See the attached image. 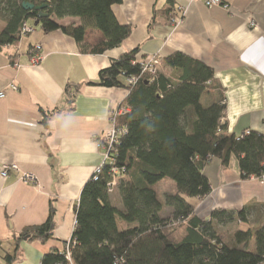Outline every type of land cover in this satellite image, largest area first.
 I'll list each match as a JSON object with an SVG mask.
<instances>
[{
    "label": "crops",
    "instance_id": "crops-1",
    "mask_svg": "<svg viewBox=\"0 0 264 264\" xmlns=\"http://www.w3.org/2000/svg\"><path fill=\"white\" fill-rule=\"evenodd\" d=\"M222 1L228 9L207 7L201 0L113 4L119 23L131 25L132 32L119 47L103 54L82 52L72 37L40 29L26 35L25 41L21 38L18 46L0 48V91L5 93L0 98V169L4 163H16L20 169L6 178L0 176V264H40L50 249L60 250L71 238L81 190L102 161L96 138L111 127L110 109L128 94L124 87L89 82L96 81L99 72L125 51L138 48L159 58L179 52L204 63L213 70L217 87L201 95V105L209 107L225 99L227 134L246 129L264 133V0ZM168 7L180 16L179 24L170 21L171 12L153 20L154 10ZM58 22L80 23L70 17ZM4 27L0 20V31ZM101 38L97 30L86 33L90 45ZM37 44L42 46L43 59L33 65L30 52ZM160 70L175 76L162 65ZM42 110L50 112L48 128L42 123ZM23 172L34 174L36 183L23 182ZM202 173L212 190L197 202L199 218H208L215 209H245V221L232 223L240 221L252 234L264 225V179H242L234 156L227 166L212 158ZM51 203L53 237L45 243L17 241L26 227L46 221ZM6 256L12 260L6 262Z\"/></svg>",
    "mask_w": 264,
    "mask_h": 264
},
{
    "label": "trees",
    "instance_id": "trees-1",
    "mask_svg": "<svg viewBox=\"0 0 264 264\" xmlns=\"http://www.w3.org/2000/svg\"><path fill=\"white\" fill-rule=\"evenodd\" d=\"M121 1L0 0V20L5 22L0 48L18 46L24 22L34 25L39 20L37 27L44 33L61 31L72 37L82 52L103 54L131 35L132 26L120 24L111 8ZM24 2L45 7L27 10ZM172 11L170 7L154 10L153 20L158 14L171 12L173 24V19L180 16ZM67 17L78 18L80 23L58 22ZM88 30L99 31L101 40L88 44ZM146 56L138 48L125 51L99 72L96 81L89 82L124 87L128 93L120 104L129 110L116 120L126 133L111 152L114 165L120 169L113 192L118 190L122 208L111 203L113 192H108L107 182L115 175L109 173L111 166L105 165L99 179L90 177L85 182L75 207L71 235L74 263L264 264V225L254 234L250 229L236 230L235 244L225 242L216 231L218 223L245 221V209H215L205 219L195 214L197 202L212 190L202 173L212 158L227 166L234 156L242 179H264V133L250 129L247 135L227 134L225 123L220 121L224 105H201V95L217 87L213 70L204 63L179 52L165 58L156 56L159 67L173 70L175 76H167L160 68L152 76L141 71L140 62ZM131 77L137 82L127 86L125 81ZM42 114V123L48 128L50 112L42 110ZM165 181L174 184V191L160 199L153 185ZM54 216L51 203L46 221L26 227L17 241L47 242L53 237ZM251 238L254 250L238 246L246 245ZM62 250L50 249L40 264L64 263ZM5 260L12 259L6 256Z\"/></svg>",
    "mask_w": 264,
    "mask_h": 264
},
{
    "label": "built area",
    "instance_id": "built-area-1",
    "mask_svg": "<svg viewBox=\"0 0 264 264\" xmlns=\"http://www.w3.org/2000/svg\"><path fill=\"white\" fill-rule=\"evenodd\" d=\"M205 6L207 7H213L216 5H221L225 9H228V5L224 3L222 0H201ZM181 19L174 18L173 19V24L177 25L179 24ZM34 31V25L29 24L28 21L24 22L21 30H20V36H26L31 34ZM146 59L142 60L140 62L141 66V71L142 72H148L152 76H156L158 71H159V60L156 58L155 55H150L146 56ZM43 59V51H42V46L37 44L33 47V49L30 52V62L33 65L39 64ZM137 82L136 77H131L127 78L125 81V84L127 86H132ZM11 88L16 89V87L11 86ZM5 93L3 91H0V98H4ZM220 105L225 104V99H222L219 101ZM129 109L127 107L121 106L119 103L116 107H112L109 111V121L111 123V127L104 131L100 137L96 138V144L98 149L101 151V156H102V161L99 165L94 167L91 178L94 180L99 179L103 167L105 165H110V171L112 175H115L114 178L110 181L107 182V189L109 193H112L114 188L117 187L118 185V177L120 173V169L118 166L114 165L113 163V157H112V150H113V145L114 143L117 142V140L126 133L125 127H121L116 125V120L117 118L122 115L123 113L127 112ZM220 121L224 124L225 123V118L222 117ZM250 133V129L244 130V132L241 134L242 135H247ZM17 171L19 172L20 169L16 163H4L1 166L0 169V176L3 178H6L10 172ZM122 173H124V168H122ZM20 179L23 182H29V183H36L37 178L34 174L32 173H25L23 172L20 176ZM64 249V263L62 264H75L74 260L72 258V243H71V238H69L62 246L61 250ZM63 251V250H62Z\"/></svg>",
    "mask_w": 264,
    "mask_h": 264
},
{
    "label": "rangeland",
    "instance_id": "rangeland-1",
    "mask_svg": "<svg viewBox=\"0 0 264 264\" xmlns=\"http://www.w3.org/2000/svg\"><path fill=\"white\" fill-rule=\"evenodd\" d=\"M29 24H33V23L31 21H29ZM38 29H39L38 27L34 26V32ZM22 38H23V41H25V39H27V36H24ZM168 183H170V182H168ZM153 188L157 191V193L159 192L158 197L160 199L162 198L161 195H163L165 191L169 192L170 194L172 193V191H174V185H171V184H167V185L162 184L160 186V184L157 183V184L153 185ZM110 200L114 206H116L117 208H122V204L119 203L121 198H120V194H119L118 190H115L112 194H110ZM219 224L220 223H218V226L215 227L216 231L219 232L218 234L222 237V239L224 241L229 242V243L233 241V233L237 230L236 229L237 227H240L239 230H245L246 231L245 227L239 221H238V223L237 222L229 223V225L223 224V223L220 225ZM119 225H120V221H119ZM120 227H122V226L120 225ZM243 245L241 247L246 248L248 250H254V246H255L254 238L250 239L246 245H244V246Z\"/></svg>",
    "mask_w": 264,
    "mask_h": 264
},
{
    "label": "water",
    "instance_id": "water-1",
    "mask_svg": "<svg viewBox=\"0 0 264 264\" xmlns=\"http://www.w3.org/2000/svg\"><path fill=\"white\" fill-rule=\"evenodd\" d=\"M22 6H23L24 9H27V10H31V9L41 10L42 8L45 7V5H42V6H36V7H35L33 4H31V3H27V2L22 3ZM40 16H41V15H40ZM38 24H39V20H36V21L34 22V26L37 27ZM145 82L147 83V81H145Z\"/></svg>",
    "mask_w": 264,
    "mask_h": 264
}]
</instances>
